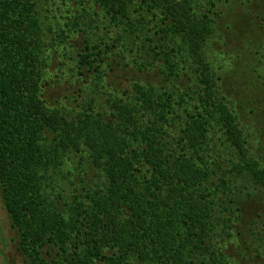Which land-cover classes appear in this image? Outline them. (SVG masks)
Instances as JSON below:
<instances>
[{
    "label": "trees",
    "instance_id": "obj_1",
    "mask_svg": "<svg viewBox=\"0 0 264 264\" xmlns=\"http://www.w3.org/2000/svg\"><path fill=\"white\" fill-rule=\"evenodd\" d=\"M199 3L78 0L65 16L71 33L96 7L93 15L118 27L121 40L144 33L153 44L132 62L142 71L157 65L165 82L135 80L124 98L87 103L68 118L44 90L39 0H0V192L27 264H237L231 251L247 241L239 178L264 198V76L250 61V31L229 65V86L215 76L205 48L214 21ZM95 37L78 53V68L102 63L106 42ZM67 152L101 181L85 182L62 208L47 188ZM256 216L246 227L263 255L264 205Z\"/></svg>",
    "mask_w": 264,
    "mask_h": 264
},
{
    "label": "rangeland",
    "instance_id": "obj_2",
    "mask_svg": "<svg viewBox=\"0 0 264 264\" xmlns=\"http://www.w3.org/2000/svg\"><path fill=\"white\" fill-rule=\"evenodd\" d=\"M77 2L78 0H49V2L39 0L42 11L47 16L43 28L39 66L46 80L44 86L46 98L50 104L54 105L53 107L67 113L70 118L81 113L87 107L84 106L87 103L93 105L90 107L98 108L99 104L107 105L106 100L112 97L124 98L128 93L126 90L130 89V85L135 80L162 79V82H165L157 65L150 64L147 71H142L132 62L131 54H139L142 52V46L152 43L143 35L144 33L137 32L139 39L134 37L137 36L135 32L132 36L133 40H121L119 38L121 31L118 27L110 25V22L106 23L107 19L102 22V15L99 17L93 15L95 10L98 11L96 7L88 10L92 16L86 15L87 17L79 22V27H75L78 31L71 33L73 26L65 24L70 23L65 16H70L76 8H79ZM58 9L61 11L57 12ZM198 9L208 13L214 21L213 32L205 48L215 76L219 75L223 78L227 76L226 81L232 79L233 70L229 65L234 63L235 55L241 52L242 33L249 34V31L254 35V48L256 47V54L250 61L252 60L259 69L260 75L264 76V0H200ZM88 24L90 29L87 27ZM69 28L70 31H68ZM91 32L92 38L99 35V38L106 42L100 45L104 55L101 54L103 61L97 70L88 69L87 65L77 67L78 53L85 50L86 40L91 38L89 35ZM89 41V50L98 52L99 49L93 46L95 42ZM97 41L102 42L99 39ZM121 47L125 52L123 56L126 58H123L120 53ZM246 60L249 61L248 58ZM181 78L187 82L186 77ZM178 82L182 85V82ZM219 82L220 79H218ZM224 83L229 86L228 81ZM102 107L108 108V106ZM260 118L262 123L258 127L259 132L264 133V111ZM63 159L61 172L56 170L58 173L52 174L47 190L52 198L57 199L62 208H66L67 204L71 203L73 193H82V187L88 180L100 182L101 174L97 175L91 168L86 172L84 170L86 162L83 165L74 153H65ZM234 190L238 192L235 201L238 203L237 206H241V218L244 219L245 227L241 230L242 237L247 241L244 244L241 243V246L234 245L230 256L237 264H264V254L255 251L257 246L253 244V238L249 237L250 232L246 227L247 223L249 227H253L254 221L258 219L256 215L263 210L262 191L254 182L241 178ZM16 239L17 232L11 226L0 192V264H27L25 256L17 249ZM258 250L262 253L261 249ZM56 251L59 252L58 248L53 250L52 255L59 260L61 256L55 255Z\"/></svg>",
    "mask_w": 264,
    "mask_h": 264
}]
</instances>
